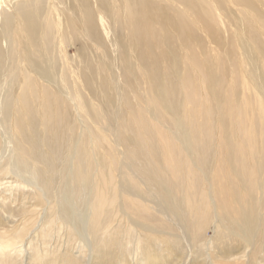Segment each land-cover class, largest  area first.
Segmentation results:
<instances>
[{
	"label": "rangeland",
	"instance_id": "1",
	"mask_svg": "<svg viewBox=\"0 0 264 264\" xmlns=\"http://www.w3.org/2000/svg\"><path fill=\"white\" fill-rule=\"evenodd\" d=\"M208 1L206 4L198 0L173 1V10L178 12L182 25L193 28L196 39H186L188 44L180 43L169 62L172 67L178 62L174 70L173 97L179 100V112L173 116V122L178 118L187 121L189 116L192 120L197 110H206L208 119L214 123L207 167L200 166L197 158L194 159L196 152L191 155L187 151V145L195 139L193 131L198 130L197 126L172 125L168 118L170 113L165 110L158 116L161 124L158 127L169 131L172 141L177 140L186 147V154L183 153L188 159L193 157L192 164L189 163L193 171L189 175L194 173L198 179L187 175L194 180L191 181L185 176L190 184L182 178L183 181H176L173 189V175L170 170H165L164 156L158 157L157 161L162 172L159 191L146 188L142 175L137 174L134 180L129 174L125 177L116 173L117 161L114 163L108 143L107 125H115V115H118L120 126L131 127L132 132L128 142L120 139L122 145L128 152H138L134 134L136 121L142 117L146 124L151 123L154 112L150 96L156 91L151 92L143 86L145 81L129 52L126 51V64L119 65L120 72H128L130 65L133 69L127 73L126 81L120 77L118 90L113 81V51L104 44L100 53H96L81 38L78 27L71 24L65 30L66 41H70L65 46V57L69 63L74 62V71L67 68L64 56L62 59L57 56L54 41L51 50L55 73L58 75L62 69L67 72L65 79L74 95L73 108L65 107L64 97L60 91L56 92L57 85L52 89L36 78L28 80L34 90L32 95L22 94L21 80L13 81L9 93L4 91L6 95L0 98V107L5 108L0 112L1 165L5 167L12 157L4 148L9 140L29 164L37 159L34 166L44 168L45 177H37L38 184L34 179L27 181L33 177L26 175L20 166L16 165L14 174L6 170L3 181L13 185L0 194V245L6 232L12 243L24 248L12 253L0 250V264H264V168H261L264 167V155L263 161L256 156L245 165V177L255 183L252 187L249 182L238 183L240 169L236 154L225 155L229 150V142L225 141L227 135H235L238 142L240 132L237 127L246 124L252 116L251 109L243 112L246 106L253 107L257 114L255 146L264 152L263 120L259 113V101L264 100V0H257L261 16L254 17L252 24L258 32L261 29V44L255 51L260 64L256 66L247 58L249 46L244 42L247 36L243 30L236 31L234 26L228 25L224 31L215 26L216 13L207 6ZM229 9V14L222 16L226 21L249 22L248 15L242 21L244 13L241 10L240 17L236 4H230ZM204 24L209 25V30H204L207 28ZM74 41L78 42L79 51L71 45ZM34 52L42 56L37 49ZM225 53H229L230 58L214 68L217 59L223 60ZM189 54L192 58L187 64ZM83 60L103 70L100 83L95 80L93 91H90L83 72L80 73ZM203 70L206 72L202 73ZM185 73L190 76L188 85L195 89L197 101L185 99L181 94L178 83ZM205 80L210 84L221 80V84L210 88L203 84ZM99 84L101 87H97ZM0 87H5L4 81L0 82ZM158 90L163 93L161 87ZM118 95L123 98L119 106ZM23 98L32 108L22 104ZM134 98L141 101H134ZM144 107L148 113L143 111ZM180 113L182 115L178 117ZM217 117L223 120L220 122ZM57 136L63 147L61 153L54 149L52 157L44 140L49 138L52 144ZM154 142L156 144L155 139ZM74 146H77L78 154L81 152L85 165L90 160L92 147L97 148L99 161L88 166L83 176L85 181L79 188L74 184L76 159L72 163L69 161V149ZM36 148L40 151L37 158L23 152L24 149L32 152ZM47 157L53 166L40 165V160L44 162ZM140 160L138 156L134 165L137 166ZM118 161L121 166L127 159L123 156ZM0 177H4L2 170ZM110 181L112 184L106 190ZM20 184L21 193L15 191ZM93 186L95 190H92ZM82 187L86 190L79 193ZM186 195H191V203L203 210L200 212L188 206ZM89 202L93 206H89ZM45 206L46 212H41ZM29 207L31 209H27Z\"/></svg>",
	"mask_w": 264,
	"mask_h": 264
},
{
	"label": "bare ground",
	"instance_id": "2",
	"mask_svg": "<svg viewBox=\"0 0 264 264\" xmlns=\"http://www.w3.org/2000/svg\"><path fill=\"white\" fill-rule=\"evenodd\" d=\"M173 1L177 2L184 0H0V82H5V87H0V98L2 97L3 99L6 95L4 92L5 90H8V93L11 91L13 81L16 80H21L19 82L21 84L20 88L23 95L34 94V90L28 84V80L36 78L44 81V83L52 89L57 85L58 89L56 92H61L64 97L65 107L70 110L73 108L75 101L72 90L66 85L67 81L65 78L67 77V72L62 69L58 72V75L55 73L54 66L52 65L54 64V59L51 50V44L54 41L57 56L61 59L63 56L65 57V46L70 43V41H66L67 36L65 30L70 27L71 24L78 27L77 31L80 32L81 38L89 44L96 53H100L104 44H108L113 51L115 54L114 59L111 61V63L115 62L112 65L114 74L113 81L118 90L120 77L122 80L126 81L127 73H129V70L133 69L130 65L128 72H125L124 70L120 72L119 65L122 66V64H126V51L129 52L130 56L136 61L141 76L145 81L143 86L149 88L151 92L156 91L155 94H151L150 96L151 104L153 106H151V109H153L154 112L152 115L153 121L151 123L146 124L142 117L138 118L136 121L134 134L138 140V152L135 151L132 153V150L128 152V149L126 151V148L122 145L121 141L124 143L128 142L132 132L131 127L120 126L118 115H115L116 124L112 126L113 128L107 125L106 131L109 137L108 143L114 154V163L117 161L116 173L118 175L122 173L125 177L131 176V179L134 180L137 178V174L142 175L147 185L146 188L148 187L149 190L152 189L153 191L155 188H159V185L162 182V179L160 178L162 172L157 161L159 159L158 157L164 156V162H166L165 170H170L171 176L173 175V189H175L174 186L176 187L177 180L178 182H181L180 180L183 181L182 178L185 176L189 178L187 175L192 173L193 170L189 167V163L192 164L193 157L188 159L187 155H185L186 147H183L177 140L172 141V138L170 139L169 131L159 128L161 124L158 120V116L162 110H165L170 113L168 118L172 125H181L185 128L189 125L197 126L198 130L193 131V133L196 134L194 136V141L190 142V146H188L186 142H183V144H186L189 148L187 150L189 154L191 153L192 155L193 152L197 153H193L195 156L194 159L197 158L198 163L202 167H207V163L211 158V127L213 122L208 119L209 116L206 110H197L196 113H193L192 120L191 116H189L187 121L178 118L173 122V116H176L179 112V100L173 97V86L176 81L174 78V70H176L178 62L176 61L173 64V67L169 62L173 58L175 50L180 43L188 44L187 40L194 41V39H196L193 28L182 25V22L178 17V12L173 10ZM198 1H202L204 4L207 2V0ZM230 4H236L239 8L238 12L240 17L242 10L244 13L242 21L247 19L248 15L249 22L246 20L245 22H238L235 20L226 21L222 18L225 14H229L227 11H230ZM207 6L213 9L216 13L213 19L215 26H220L224 31L227 30L228 25L234 26L236 31L243 30V33L247 36L245 37L246 39L244 42L248 43L249 46V54L247 53V58L253 66L260 64L257 61L259 55H256L255 51L259 50L258 48L261 44V29L258 32L252 25L255 22L254 17L261 16L257 0H209ZM192 7L197 8L194 5H192ZM204 25L206 27L209 26L207 24ZM247 27H249V29ZM204 30H209V27ZM72 31L74 32L76 30L72 29ZM71 45L75 46L76 50L79 51L77 41H74ZM157 48L158 50L155 51ZM35 49L39 51L42 55L41 57L34 52ZM191 58V54H189V57L186 59L187 64H189V59ZM229 58V53H225L223 55V60H219V58L217 59L214 68H217L221 62H226ZM75 61L77 62L76 59ZM65 65L70 71H74L72 69V67H74V62L72 61L69 63L66 57ZM115 69L116 72H114ZM81 72L85 75V80L90 91H93L95 89V80H99L100 83V76H102L103 70L96 66H92L88 61L83 60L80 73ZM203 72H206V70H203L202 73ZM189 78V74L185 73L182 78H179L181 80L178 85L181 94L185 99L195 101L196 91L188 85ZM219 82L221 84V80L217 83L213 82L210 84L205 80L203 84L209 85L210 88H214L218 87ZM161 83H165V85H161ZM97 87H101V84L97 85ZM158 87L163 89L162 94H160ZM56 92L54 91L55 94ZM117 99V105L122 104V95H118ZM134 101H141V99L134 98ZM259 103L261 106L259 113L262 116L264 129V100L260 99ZM22 104L28 108H32L26 104L25 98H23ZM216 109L219 110L220 107L216 106ZM247 109H251L252 116L246 124L237 127L238 132H240V134L237 135L238 142L235 140V135H227L225 141L229 142V150L225 155L232 153L236 154L237 163L239 164L240 169L238 183L249 182L248 185L252 187L255 183L250 177H245V165H247L248 160H251L256 156H260V160L263 161L264 152L258 151V147L255 146L256 135L254 129L257 114L255 109L251 106L244 107L243 112ZM3 110H5V108L0 107V112ZM143 111L148 113L146 107L143 108ZM238 113L239 115L242 114L241 111ZM181 115L182 114L180 113L178 117H181ZM216 119L220 122L223 120L221 117H217ZM63 132L66 134L65 130H63ZM82 133L85 134L86 131ZM156 135H159L158 139H156ZM113 140L115 141L114 144ZM44 142L48 145L47 147L50 149L52 157L55 155L53 152L54 149L58 153H61V148L63 146L59 141V136L54 139L52 144L50 143L49 138L45 139ZM4 148L12 154V157L7 160L5 167L4 165H1L2 161H0V170H2V175L4 176L0 177V194H3L5 190L13 185V183L3 180H6V170L14 174L16 165L24 169L23 171L27 173L26 175L33 177L27 178V181L34 179V182L38 183L37 177L39 179L45 177V169L40 166H34L37 159L29 164L24 154L19 153L17 148L13 147L9 140H7V144ZM69 151V161L72 163L75 158L77 162L75 168L77 169V179L74 184L79 188V186L85 181L83 176L85 175L88 166L91 163L94 165L99 163L96 156L97 148L92 147L88 165L84 164L81 152L78 154L77 146L70 148ZM23 152L28 156L34 154L35 156H31L32 158H37L40 155L38 148L34 149L32 152L24 149ZM123 156L127 161H124V164L120 166L118 159L120 157L123 158ZM138 156L141 157V160L136 166L134 164L138 159ZM180 156L183 161L180 159ZM206 160H208L207 163ZM40 165L53 166V164L49 163L48 157L44 162L40 160ZM261 168L264 167L261 166ZM128 174L129 176H127ZM195 175L193 173V176ZM193 176L190 177L193 178ZM192 178L189 179L194 181ZM189 179H185V181H188ZM189 181L188 184H190ZM111 184L112 181L107 183L106 190H108V187L111 186ZM22 186L26 187V184H22ZM239 187L240 186L238 185V188ZM91 188L92 190L96 189L95 186ZM196 188L197 187H195V189ZM156 189L155 191H159V189ZM234 189H236V187H234ZM84 190H86V188L82 187L79 190V193ZM15 191L22 192L21 184L16 187ZM121 191L123 190L121 189ZM194 193L195 191L193 194ZM128 194L130 193L128 192ZM58 197L59 195L57 198ZM174 198L173 200L176 199ZM186 198V201L190 204L188 206H191L200 212L203 210L191 203L190 198L193 200L191 195H186ZM176 201L178 203L179 200L177 199ZM239 201L240 200H238V202ZM89 203V206H93L92 202ZM174 204H176V202ZM27 209H31V207ZM24 212L26 213V211ZM41 212H46V206L43 207ZM44 215L45 214L41 216L43 217ZM23 219H25V217H23ZM9 223L15 224L13 222ZM6 235L5 232V234H3L4 241L0 245L1 251L12 253L16 252L19 248H24V246H19L18 243H12V240ZM178 244L179 243H177V245Z\"/></svg>",
	"mask_w": 264,
	"mask_h": 264
}]
</instances>
